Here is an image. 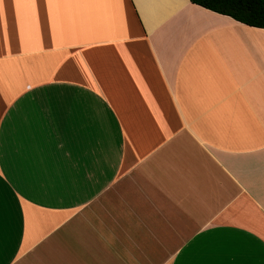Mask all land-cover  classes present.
Returning <instances> with one entry per match:
<instances>
[{
	"label": "crops",
	"instance_id": "obj_1",
	"mask_svg": "<svg viewBox=\"0 0 264 264\" xmlns=\"http://www.w3.org/2000/svg\"><path fill=\"white\" fill-rule=\"evenodd\" d=\"M0 264H264V28L0 0Z\"/></svg>",
	"mask_w": 264,
	"mask_h": 264
},
{
	"label": "trees",
	"instance_id": "obj_2",
	"mask_svg": "<svg viewBox=\"0 0 264 264\" xmlns=\"http://www.w3.org/2000/svg\"><path fill=\"white\" fill-rule=\"evenodd\" d=\"M244 24L264 28V0H190Z\"/></svg>",
	"mask_w": 264,
	"mask_h": 264
}]
</instances>
